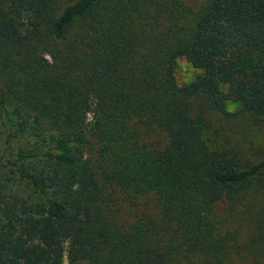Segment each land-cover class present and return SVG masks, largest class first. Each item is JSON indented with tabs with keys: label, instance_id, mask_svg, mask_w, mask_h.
Wrapping results in <instances>:
<instances>
[{
	"label": "trees",
	"instance_id": "1",
	"mask_svg": "<svg viewBox=\"0 0 264 264\" xmlns=\"http://www.w3.org/2000/svg\"><path fill=\"white\" fill-rule=\"evenodd\" d=\"M248 117L264 0H0V264H264Z\"/></svg>",
	"mask_w": 264,
	"mask_h": 264
},
{
	"label": "rangeland",
	"instance_id": "2",
	"mask_svg": "<svg viewBox=\"0 0 264 264\" xmlns=\"http://www.w3.org/2000/svg\"><path fill=\"white\" fill-rule=\"evenodd\" d=\"M181 1L192 10H196L199 6L203 5L206 0ZM197 72L198 70L192 67L183 57L176 58L174 75L177 83H184L191 80ZM226 108L228 110H234L238 108V105L235 102L229 101L226 105ZM258 124H262L261 129L257 128ZM239 132L240 139H242L243 141L263 143L264 120L261 121V119H251L248 117V121H246V118H242L239 121ZM63 264H65V262H63Z\"/></svg>",
	"mask_w": 264,
	"mask_h": 264
}]
</instances>
